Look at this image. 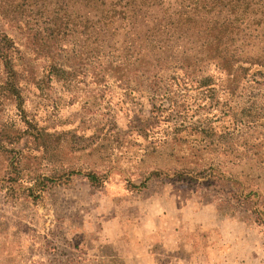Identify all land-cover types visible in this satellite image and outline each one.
<instances>
[{
  "label": "rangeland",
  "instance_id": "rangeland-1",
  "mask_svg": "<svg viewBox=\"0 0 264 264\" xmlns=\"http://www.w3.org/2000/svg\"><path fill=\"white\" fill-rule=\"evenodd\" d=\"M0 32L26 58L24 115L0 106V264H264V74L62 83Z\"/></svg>",
  "mask_w": 264,
  "mask_h": 264
},
{
  "label": "trees",
  "instance_id": "trees-1",
  "mask_svg": "<svg viewBox=\"0 0 264 264\" xmlns=\"http://www.w3.org/2000/svg\"><path fill=\"white\" fill-rule=\"evenodd\" d=\"M0 17L35 58L50 61L43 79L67 83L83 70L102 85L110 75L156 79L175 70L179 85L213 95L219 78L264 74V0H0ZM25 59L0 32V106L13 103L23 115ZM24 121L16 139L36 135Z\"/></svg>",
  "mask_w": 264,
  "mask_h": 264
}]
</instances>
